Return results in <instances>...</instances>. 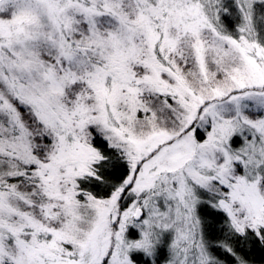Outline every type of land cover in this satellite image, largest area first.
<instances>
[{
	"label": "snow or ice",
	"instance_id": "1",
	"mask_svg": "<svg viewBox=\"0 0 264 264\" xmlns=\"http://www.w3.org/2000/svg\"><path fill=\"white\" fill-rule=\"evenodd\" d=\"M0 264H264V0H0Z\"/></svg>",
	"mask_w": 264,
	"mask_h": 264
}]
</instances>
